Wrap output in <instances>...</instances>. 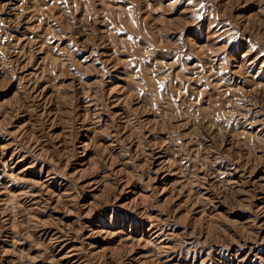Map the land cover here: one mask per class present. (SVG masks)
Instances as JSON below:
<instances>
[{"label": "rangeland", "instance_id": "374dc122", "mask_svg": "<svg viewBox=\"0 0 264 264\" xmlns=\"http://www.w3.org/2000/svg\"><path fill=\"white\" fill-rule=\"evenodd\" d=\"M0 264H264V0H0Z\"/></svg>", "mask_w": 264, "mask_h": 264}]
</instances>
